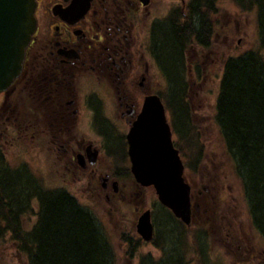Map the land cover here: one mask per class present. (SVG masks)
<instances>
[{
	"label": "flooded vegetation",
	"instance_id": "af4514ba",
	"mask_svg": "<svg viewBox=\"0 0 264 264\" xmlns=\"http://www.w3.org/2000/svg\"><path fill=\"white\" fill-rule=\"evenodd\" d=\"M162 3L180 7L163 12ZM193 5L194 0H35L36 29L23 68L0 93V127L24 126L32 139L34 129L42 131L65 176L88 175L91 183L101 179L115 190L112 182L125 170L109 173L98 162L108 147L118 167L129 165L126 134L145 96H161L156 86L161 79L169 82L160 70V34L187 26L184 51L191 43H208L193 29L199 24ZM23 96L24 115L12 103ZM9 106L15 110L11 114ZM85 118L84 131L91 135L77 125ZM116 141L120 152L111 148ZM126 172L130 174L129 167Z\"/></svg>",
	"mask_w": 264,
	"mask_h": 264
},
{
	"label": "trees",
	"instance_id": "16d2710c",
	"mask_svg": "<svg viewBox=\"0 0 264 264\" xmlns=\"http://www.w3.org/2000/svg\"><path fill=\"white\" fill-rule=\"evenodd\" d=\"M216 1L194 0L193 12L199 20L193 28L197 38L205 39L209 35L211 25L208 20L206 22V16L214 10ZM233 1L245 11L253 6L258 10V40L260 46H264V0ZM186 27L166 29L160 34L159 54L163 68L170 74L167 95L161 98L169 112L173 131L200 157L202 147H195L191 133L193 124L186 96L187 83L181 76L184 69L182 48L188 38ZM214 122L220 136L217 153L223 168L238 185L252 229L264 241V57L259 49H250L225 60ZM175 145L179 148L177 143ZM117 147L116 141L111 148ZM2 159L0 154V221L7 226L0 228V236L10 229L20 241L18 247L26 253L28 264H117L115 246L103 234L95 214L66 191L46 189L27 169L12 170ZM195 169V164L185 163L187 176L195 174ZM190 180L187 181L195 190L197 184ZM192 194L200 210L193 213L189 225L156 202L155 207L162 214L159 228L163 230L156 229L153 243L161 254L157 258L143 254L138 264H190L189 255L195 259V264H219L213 262L210 255L209 233L217 219L212 217L207 221L204 210L211 208L216 213L222 199L219 194L209 197V192ZM32 200L38 203L37 220L26 232L22 230L20 215ZM122 239L128 242L129 257H133L138 242L128 235Z\"/></svg>",
	"mask_w": 264,
	"mask_h": 264
},
{
	"label": "rangeland",
	"instance_id": "374dc122",
	"mask_svg": "<svg viewBox=\"0 0 264 264\" xmlns=\"http://www.w3.org/2000/svg\"><path fill=\"white\" fill-rule=\"evenodd\" d=\"M175 7L179 8L180 3L178 5L162 3L160 9L169 12ZM257 15L258 10L255 6L245 11L233 0H217L214 10L206 16L211 25L210 33L206 37L208 43L205 45L191 43L182 53L184 69L181 76L182 81L187 83L186 96L191 106L193 124L191 133L194 136L195 147H202L200 157H197L196 150H192V146H188L175 132L173 139L185 163L196 165L195 174L187 176V171L185 172L186 180L191 179L192 183L197 184L195 191L200 192L199 195L207 194V190L204 189L206 186L209 189V197L213 198L219 194L222 199L216 207V213L211 208H208V211L205 209L204 213L207 221L212 217L217 219V222L213 221L216 225L209 233L210 255L213 262L219 264H264V241L260 240L256 231L252 229L250 216L238 185L223 168L220 154L217 153L220 136L214 122L215 103L225 60L250 49H259L264 57V46H260L258 40ZM188 63H192L190 68ZM160 70L163 78L166 75V78H170L169 72L163 68ZM167 83L161 79L160 85L156 86L162 96L167 95L166 90L169 89ZM12 103L15 105L18 103L23 115L25 114L26 96L14 98ZM110 103L112 104L111 100L108 102L109 106ZM42 108L43 106L39 110ZM8 110L10 112L7 114L15 111L13 106H9ZM167 118L170 122L168 111ZM80 119L77 125L81 132L91 135L84 131L87 127L86 118L85 122ZM2 124L0 154L3 164L12 169H27L45 187L68 191L81 205L95 214L103 234L115 246L117 264H138V259L143 254H150L155 258L161 254L154 243L141 240L136 232L137 218L146 209L151 210L155 231L160 229L162 214L159 208L155 207L156 195L152 188H142L134 182L131 175L126 172L129 165L126 166L125 162L118 167L112 160L108 147L105 148L107 152L104 149L98 165L109 173H112V170H125L124 175L117 176V192L106 188V184L103 187L101 179L91 183L88 175L78 174L74 178L65 176L62 165L50 150V145L42 138V131L34 129L33 133L36 136L32 139L31 130L27 132L24 126L15 129L13 125H9L8 130L4 131ZM120 192L127 197L123 198ZM113 193L118 194L111 197ZM37 211V200L27 204L20 215L23 231H29L35 225ZM208 226L211 227L210 224ZM161 229L163 230V227ZM124 235L134 237L133 241L138 242L131 258L128 253L129 245L122 239ZM12 236L9 231H4L0 236V264H28L26 255L18 247L20 241ZM188 258L190 264H195L192 255Z\"/></svg>",
	"mask_w": 264,
	"mask_h": 264
},
{
	"label": "water",
	"instance_id": "95a60500",
	"mask_svg": "<svg viewBox=\"0 0 264 264\" xmlns=\"http://www.w3.org/2000/svg\"><path fill=\"white\" fill-rule=\"evenodd\" d=\"M34 9L35 0H0V92L21 70L25 47L36 25ZM127 141L131 172L136 182L152 186L158 201L185 224H190V186L183 176L184 165L174 147L159 96L145 97ZM136 228L144 241L152 239L150 210L139 216Z\"/></svg>",
	"mask_w": 264,
	"mask_h": 264
}]
</instances>
